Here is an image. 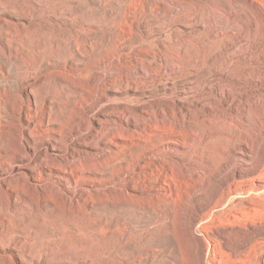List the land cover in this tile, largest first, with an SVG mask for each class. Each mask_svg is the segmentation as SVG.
Instances as JSON below:
<instances>
[{
	"label": "rangeland",
	"instance_id": "374dc122",
	"mask_svg": "<svg viewBox=\"0 0 264 264\" xmlns=\"http://www.w3.org/2000/svg\"><path fill=\"white\" fill-rule=\"evenodd\" d=\"M252 1L0 0V264H199L201 241L236 264L238 230L264 234Z\"/></svg>",
	"mask_w": 264,
	"mask_h": 264
},
{
	"label": "bare ground",
	"instance_id": "6f19581e",
	"mask_svg": "<svg viewBox=\"0 0 264 264\" xmlns=\"http://www.w3.org/2000/svg\"><path fill=\"white\" fill-rule=\"evenodd\" d=\"M238 1V0H237ZM240 1V0H239ZM241 1H243V0H241ZM246 1V0H245ZM252 2H254V1H252ZM251 2V3H252ZM237 4H238V2H237ZM236 4V5H237ZM240 4V3H239ZM254 4H256V5H258V6H260V8H261V10H264V2H261V1H259V0H255V2H254ZM253 4V5H254ZM241 5H242V3H241ZM239 6V5H238ZM246 5H244V7H245ZM249 6H250V4H249ZM240 7H242V6H240ZM251 7V6H250ZM253 7V6H252ZM251 7V8H252ZM259 8V7H258ZM248 9V8H247ZM246 9V10H247ZM250 9V8H249ZM240 10V9H239ZM251 10V9H250ZM255 10H256V7H255ZM254 10V11H255ZM260 10V9H259ZM253 11V12H254ZM258 11V10H257ZM234 12V11H233ZM251 13H252V11H250ZM226 13V12H225ZM230 13V12H229ZM236 13V12H235ZM234 13V14H235ZM239 13V15H238V22L236 23V22H234V23H236V25L238 26V33H240V35H243V33H242V31H243V29H245V28H247V27H245V23H247V22H244V19L245 18H248V16H249V14H247L245 11H240V12H238ZM249 13V12H248ZM227 14V13H226ZM231 14V13H230ZM259 14V13H258ZM223 15V14H222ZM263 15V14H262ZM261 15V16H262ZM225 16V15H224ZM228 16V15H227ZM226 16V17H227ZM237 15L235 14V16L234 17H236ZM257 16V15H256ZM252 17V16H251ZM232 18V17H231ZM230 18V19H231ZM253 18V17H252ZM261 18V17H260ZM225 19V18H224ZM223 19V20H224ZM248 19H250V17L248 18ZM247 19V20H248ZM254 19H256V18H254ZM253 19V20H254ZM257 19H258V17H257ZM236 20V19H235ZM234 20V21H235ZM262 20V19H261ZM231 21H233L232 19H231ZM249 21V20H248ZM258 21H259V19H258ZM227 22V21H226ZM253 22V21H252ZM262 22V21H261ZM253 23H255V22H253ZM229 24V23H228ZM252 24V23H251ZM256 24V23H255ZM257 24H259L260 25V23L258 22ZM263 24V23H262ZM226 25V24H225ZM230 25H232V24H230ZM235 25V26H236ZM254 25V24H253ZM221 26H222V23H221ZM224 26V25H223ZM246 26H248V25H246ZM258 26V25H257ZM229 27V26H228ZM228 27H226L227 28V30H229L228 29ZM232 27H233V25H232ZM225 28V29H226ZM222 29H224V28H222ZM249 29H251V28H249ZM234 30V29H233ZM233 30H229V31H233ZM236 30V29H235ZM234 30V31H235ZM246 30V29H245ZM254 29H252V31H253ZM256 30V29H255ZM237 31V30H236ZM236 31L234 32V33H236ZM248 31V30H247ZM254 32V31H253ZM221 33H222V30H221ZM251 33V32H250ZM256 33V32H255ZM223 34V33H222ZM244 34H245V32H244ZM224 35H225V33H224ZM229 35V34H228ZM239 35V34H238ZM247 35V34H246ZM245 35V36H246ZM233 36V35H232ZM236 36V35H235ZM248 36V35H247ZM250 36V35H249ZM224 37V36H223ZM226 37V36H225ZM242 37V36H241ZM252 37V36H251ZM221 39H222V37H221ZM225 39H227V38H225ZM229 39V38H228ZM238 39H240V37L238 38ZM237 39V40H238ZM235 40V39H234ZM242 40L244 41L245 39L244 38H242ZM226 41V40H225ZM234 42V41H233ZM239 43V42H238ZM237 47V46H236ZM244 47V46H243ZM228 49V48H227ZM232 49V48H231ZM240 49V48H239ZM242 50V49H241ZM252 50V49H251ZM231 52V51H230ZM242 52V51H241ZM225 53V52H224ZM243 53V52H242ZM234 54V53H233ZM225 55V54H224ZM253 55V54H252ZM227 56V55H226ZM239 56V55H238ZM228 57V56H227ZM235 57V56H234ZM233 59V58H232ZM233 61V60H232ZM251 61V60H250ZM230 62V61H229ZM236 62V61H235ZM239 62V61H238ZM252 62V61H251ZM224 63V62H223ZM227 63V62H226ZM232 63V62H231ZM247 63V62H246ZM229 64V63H228ZM242 64V63H241ZM251 64V63H250ZM224 65H226V64H224ZM230 65V64H229ZM234 65V64H233ZM233 65H231L232 67H233ZM245 65V64H244ZM228 66V65H227ZM238 66H239V64H238ZM237 66V67H238ZM241 66H243V64L241 65ZM258 66V65H257ZM245 67H246V65H245ZM248 67V66H247ZM239 68H240V66H239ZM249 68V67H248ZM222 69H224L223 70V73H222V75H223V84H222V86H220V87H222V103L223 104H221V105H223L224 107H226L225 109H226V111H231L232 112V114H231V116H233V113H234V111L235 110H237V107H239L238 106V104L239 103H241L242 101H244V99H247V98H249L247 95V98L245 97V93L247 92L246 91V89H244V90H242V88H241V91H246V92H243L244 94L242 95V97H240V96H238V94L237 93H239L240 92V90H238L239 88H238V84H236V83H234V81L233 82H230L229 81V73H231L230 71H229V68L228 67H226V68H222ZM234 69V68H233ZM244 69H246V68H244ZM255 69V68H254ZM254 69L252 68V70H251V72H253L254 73ZM256 69H257V67H256ZM238 70V69H237ZM247 70V69H246ZM257 70H259V69H257ZM233 71H235L236 72V70H233ZM239 71V70H238ZM237 71V72H238ZM244 72V71H243ZM248 72V71H247ZM251 72H250V74H251ZM242 73V72H241ZM245 73V72H244ZM258 74V73H257ZM260 74V73H259ZM239 75V74H238ZM237 75V76H238ZM245 75V74H244ZM244 75H242V77L244 76ZM253 75V74H252ZM254 75H256L255 73H254ZM233 76H234V74H233ZM239 76H241V75H239ZM245 76H249L248 75V73H247V75H245ZM253 77V76H252ZM232 78V77H231ZM237 78V77H236ZM245 78V77H244ZM244 78H242V79H244ZM260 78V77H259ZM238 79V78H237ZM250 79V78H249ZM239 80H240V78H239ZM252 80V79H251ZM261 80V79H260ZM258 81V80H257ZM236 82V81H235ZM241 82V81H240ZM249 82V81H248ZM242 87V86H241ZM247 88V87H246ZM237 89V90H236ZM248 89V88H247ZM221 90V89H220ZM238 91V92H237ZM249 92V91H248ZM254 92V91H253ZM219 93V92H218ZM242 93V92H241ZM251 93V92H250ZM240 94V93H239ZM252 94V93H251ZM216 95H219V94H216ZM215 95V96H216ZM255 95V94H254ZM257 95V94H256ZM214 96V97H215ZM250 96V95H249ZM213 97V98H214ZM217 97V96H216ZM253 97H255V96H253ZM240 98H242V99H240ZM253 99H255V98H253ZM252 99V100H253ZM217 100H221L220 98L219 99H217ZM248 100V99H247ZM215 101V100H214ZM248 101H250V100H248ZM263 101V100H262ZM245 102V101H244ZM251 102V101H250ZM249 103V102H248ZM247 103V104H248ZM253 103V102H252ZM243 104V103H242ZM251 104V103H250ZM252 106V105H251ZM243 107V106H242ZM250 107V106H249ZM244 108V107H243ZM239 109H240V107H239ZM238 109V110H239ZM242 109V108H241ZM239 112V111H238ZM241 112V111H240ZM226 113H228V112H226ZM238 114V113H237ZM235 115V114H234ZM264 119V118H263ZM234 120H235V118H234ZM232 123V122H231ZM234 125V124H233ZM231 126V125H230ZM232 127V129H233V127L234 126H231ZM236 127H237V125H236ZM239 127V126H238ZM235 128V127H234ZM242 153V152H241ZM201 171V170H200ZM198 172V174L200 173L201 174V172ZM202 171H203V168H202ZM222 201V200H221ZM260 207V206H259ZM246 208V207H245ZM251 208V207H250ZM255 208V207H254ZM244 209V208H243ZM243 209H241V210H243ZM258 209V208H257ZM237 211V212H239L241 215H239V214H236L235 215V217H234V219L235 220H237V221H239L240 219H243V221L246 219L244 216H246V215H248L247 214V210L246 209H244V211ZM251 212H253L252 210H250ZM257 214H259L260 216H258L257 217V219L256 220H259V221H252V222H259V223H261V225H262V228L264 229V207L262 208H259L258 210H254ZM250 215V214H249ZM252 216H255V214H253ZM251 217V216H250ZM249 217V218H250ZM256 218V217H255ZM205 219L206 218H203V217H200L199 219H198V225L196 224V221H193V223H192V225H191V230H192V232H193V234H197L198 233V229H201V227H202V224L204 223V222H206L205 221ZM252 219H254L253 217H252ZM251 222V221H250ZM252 224V223H251ZM254 225H257V224H254ZM260 225V226H261ZM246 227V226H245ZM256 227H258V226H256ZM261 228V227H260ZM261 230V229H260ZM246 231H247V229H246ZM246 231L244 230V229H239L238 230V235H239V238H238V247H237V260H235L236 261V264H264V234L263 233H260L259 234V230L258 231H255L254 232V234L252 235V236H250V233H247L248 234V236H246L248 239L246 240L245 239V235H246ZM262 231V230H261ZM264 231V230H263ZM212 252H213V247L210 245V244H207V243H204L203 241H201V247H200V253H199V256H197V261H198V263L199 264H212V261H211V259H212V257H211V255H212ZM254 253H255V255H254Z\"/></svg>",
	"mask_w": 264,
	"mask_h": 264
}]
</instances>
